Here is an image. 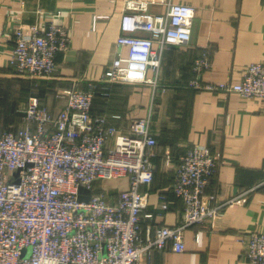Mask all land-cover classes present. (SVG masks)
Masks as SVG:
<instances>
[{"label": "built area", "instance_id": "built-area-1", "mask_svg": "<svg viewBox=\"0 0 264 264\" xmlns=\"http://www.w3.org/2000/svg\"><path fill=\"white\" fill-rule=\"evenodd\" d=\"M194 13L189 4L166 0L164 12L153 15L149 2L125 0L116 46L126 47L128 55L117 52L99 82L107 89L147 84L154 98L164 52L189 43ZM60 16L56 12L45 26L12 32L9 66L16 73L34 80L53 76L57 55L69 45ZM211 67L207 46L192 64L188 86L264 101V62L249 64L237 82L220 84L202 81ZM97 86L91 81L60 91L65 104L55 115L31 96L22 109V126L0 129V264H140L154 251L184 252L187 229L213 230L222 208L245 202L248 191L226 202L208 193L222 160L199 144L177 158L166 155L177 165L158 209H169V193L182 203L181 220L175 226H145L153 217L145 212L148 193L141 188L154 180V100L148 116L132 120L124 131L92 113ZM117 178H127V190L104 189L105 181ZM80 188L90 191L87 202L79 200L88 196ZM237 241L249 264H264V231L242 233Z\"/></svg>", "mask_w": 264, "mask_h": 264}, {"label": "crops", "instance_id": "crops-1", "mask_svg": "<svg viewBox=\"0 0 264 264\" xmlns=\"http://www.w3.org/2000/svg\"><path fill=\"white\" fill-rule=\"evenodd\" d=\"M145 1L150 14L164 12L166 0ZM172 1L195 8L192 35L187 45L165 50L153 98L147 84L119 83L104 90L99 82L117 52L128 55L126 47L116 46L125 0H0V104H8L7 109L0 107V129L14 131L22 126V109L31 96L55 115L65 104L60 91L91 81L98 85L92 113L107 117L120 130L126 131L132 120L147 117L154 100L151 124L158 142L154 180L141 188L148 193L145 212L153 217L144 225L175 226L181 220L182 203L169 193V209H158L176 169V162L166 155L177 158L195 145L209 147L222 160L208 193L221 202L248 194L245 202L219 211L213 230L187 229L184 252L154 251L140 264H249L237 237L264 231V101L195 91L188 83L194 60L207 46L212 67L202 77L204 83L237 82L249 64L264 62L262 0ZM56 12L61 14L57 21L66 28L69 45L57 55L53 76L34 80L16 73L9 66L12 32L31 24L45 26ZM103 187L124 191L128 180L105 181Z\"/></svg>", "mask_w": 264, "mask_h": 264}, {"label": "water", "instance_id": "water-1", "mask_svg": "<svg viewBox=\"0 0 264 264\" xmlns=\"http://www.w3.org/2000/svg\"><path fill=\"white\" fill-rule=\"evenodd\" d=\"M79 191H80V192H86V193H87L88 196H87L86 198H82V197L79 198L80 201L87 202V201L89 200L90 191L85 190V189H82V188H80Z\"/></svg>", "mask_w": 264, "mask_h": 264}, {"label": "rangeland", "instance_id": "rangeland-1", "mask_svg": "<svg viewBox=\"0 0 264 264\" xmlns=\"http://www.w3.org/2000/svg\"><path fill=\"white\" fill-rule=\"evenodd\" d=\"M4 107L5 109H7L8 108V104H0V107ZM2 120V119H1ZM1 124V123H0Z\"/></svg>", "mask_w": 264, "mask_h": 264}, {"label": "trees", "instance_id": "trees-1", "mask_svg": "<svg viewBox=\"0 0 264 264\" xmlns=\"http://www.w3.org/2000/svg\"><path fill=\"white\" fill-rule=\"evenodd\" d=\"M103 87H104V90H107V86L103 85ZM106 92H107V91H106ZM176 165H177V163H176Z\"/></svg>", "mask_w": 264, "mask_h": 264}]
</instances>
